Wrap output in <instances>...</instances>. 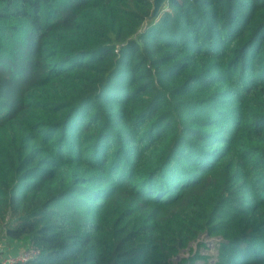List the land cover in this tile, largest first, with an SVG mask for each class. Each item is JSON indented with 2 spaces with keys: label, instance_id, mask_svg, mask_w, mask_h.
Returning a JSON list of instances; mask_svg holds the SVG:
<instances>
[{
  "label": "trees",
  "instance_id": "obj_1",
  "mask_svg": "<svg viewBox=\"0 0 264 264\" xmlns=\"http://www.w3.org/2000/svg\"><path fill=\"white\" fill-rule=\"evenodd\" d=\"M153 8L0 0V233L27 264H210L202 237L264 264V0H169L141 32Z\"/></svg>",
  "mask_w": 264,
  "mask_h": 264
},
{
  "label": "rangeland",
  "instance_id": "obj_2",
  "mask_svg": "<svg viewBox=\"0 0 264 264\" xmlns=\"http://www.w3.org/2000/svg\"><path fill=\"white\" fill-rule=\"evenodd\" d=\"M167 4H168V1H167L166 4H163V6L161 7L162 9L160 8L162 10V12L160 13V15L164 11H167ZM156 20H157V18L151 19V17H150L148 19L147 23L144 24V27H143V29H142L141 32L145 31ZM15 65H18V63H14L13 64V66H15ZM13 66H11V68ZM9 67H10V65H9ZM127 199L130 200V201H132V198L131 197H128ZM8 241L9 240H7L4 237V235L2 234V232H1L0 233V251H3L5 248H8V251L5 252V254H10V253H11L10 255H12V254H19L20 252L29 249L28 246L30 245V243H29L28 240L17 241V242H19V243L15 242V243H17V245H12L14 241H10V242H8ZM200 242L205 243L206 244V248H202L200 250L199 247H198V242H197L195 244H192L189 249H192V251H194V252H197L198 250H200L202 255H204V256H210L211 259H210L209 263L212 264L214 262L213 259H214V257L216 256V253H217L216 252V248H215V242H216V240H210L207 237H202L200 239ZM8 243H12V244H8ZM22 246H24L25 248H22L21 249ZM192 251L190 252V251L187 250V252L186 251L183 252L182 255H181V257L182 258H185V257L190 256L192 254ZM15 252H17V253H15ZM198 264H201V263H198Z\"/></svg>",
  "mask_w": 264,
  "mask_h": 264
},
{
  "label": "built area",
  "instance_id": "obj_3",
  "mask_svg": "<svg viewBox=\"0 0 264 264\" xmlns=\"http://www.w3.org/2000/svg\"><path fill=\"white\" fill-rule=\"evenodd\" d=\"M218 241V240H217ZM38 256V252L29 247V249L19 254H5V249L0 251V264H27Z\"/></svg>",
  "mask_w": 264,
  "mask_h": 264
},
{
  "label": "water",
  "instance_id": "obj_4",
  "mask_svg": "<svg viewBox=\"0 0 264 264\" xmlns=\"http://www.w3.org/2000/svg\"><path fill=\"white\" fill-rule=\"evenodd\" d=\"M167 1L169 0H154V8L151 19L158 18V16L160 15L159 9L163 6V4L167 3ZM179 258H181V256Z\"/></svg>",
  "mask_w": 264,
  "mask_h": 264
},
{
  "label": "crops",
  "instance_id": "obj_5",
  "mask_svg": "<svg viewBox=\"0 0 264 264\" xmlns=\"http://www.w3.org/2000/svg\"><path fill=\"white\" fill-rule=\"evenodd\" d=\"M8 242H10V241H8ZM15 242H17V241H14L13 244H12V243H8V244L17 245V243H19V242H17V243H15ZM29 246H30V245H29ZM29 246H28V247H29ZM22 248H25V247L22 246L21 249H22ZM7 251H8V248H5V252H7ZM15 253H17V252H15ZM10 254H11V253H10Z\"/></svg>",
  "mask_w": 264,
  "mask_h": 264
},
{
  "label": "bare ground",
  "instance_id": "obj_6",
  "mask_svg": "<svg viewBox=\"0 0 264 264\" xmlns=\"http://www.w3.org/2000/svg\"><path fill=\"white\" fill-rule=\"evenodd\" d=\"M166 4V3H165ZM162 9V8H161ZM161 9H159V13H161L162 12V10ZM161 10V11H160Z\"/></svg>",
  "mask_w": 264,
  "mask_h": 264
}]
</instances>
